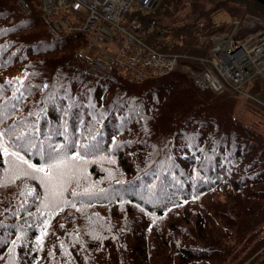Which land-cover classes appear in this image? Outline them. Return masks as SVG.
<instances>
[{
  "label": "trees",
  "instance_id": "trees-1",
  "mask_svg": "<svg viewBox=\"0 0 264 264\" xmlns=\"http://www.w3.org/2000/svg\"><path fill=\"white\" fill-rule=\"evenodd\" d=\"M31 1L0 0V264H264V135L234 91L91 75L86 35L54 39ZM261 9L160 0L139 17L157 18L156 49L202 56L228 27L216 12Z\"/></svg>",
  "mask_w": 264,
  "mask_h": 264
},
{
  "label": "built area",
  "instance_id": "built-area-1",
  "mask_svg": "<svg viewBox=\"0 0 264 264\" xmlns=\"http://www.w3.org/2000/svg\"><path fill=\"white\" fill-rule=\"evenodd\" d=\"M160 0H36L48 32L56 40L77 32L88 37L81 57L95 73L113 66L142 82L168 75L176 70L190 74L200 90L221 93L225 88L242 91L253 80L264 76V31L255 28L257 17L239 22L226 34L215 36L205 56L163 53L148 43L156 32L157 21L128 19L131 12L150 13ZM21 9L31 11L30 0H19Z\"/></svg>",
  "mask_w": 264,
  "mask_h": 264
},
{
  "label": "rangeland",
  "instance_id": "rangeland-1",
  "mask_svg": "<svg viewBox=\"0 0 264 264\" xmlns=\"http://www.w3.org/2000/svg\"><path fill=\"white\" fill-rule=\"evenodd\" d=\"M31 1V0H30ZM38 6V5H37ZM260 17L258 16L262 22L264 23V9L260 10ZM255 16L254 14L246 13L244 16H235L237 18H233L230 13H227L226 11L219 10L216 12L212 19L213 22L216 24V21H222L226 23V21H231V20H245L248 17ZM226 17V18H225ZM262 17V18H261ZM231 19V20H230ZM263 30L264 27L260 26ZM221 32H226V31H221ZM213 36H211V44L205 51V53L202 56H205L210 48L212 47ZM260 79H264V76H260L259 78H256L253 80L252 84L249 86H246L244 89H241L242 91H235L234 93L237 95V102L234 107V116L241 122H243L245 125L249 126L252 130L258 131L262 135H264V99L260 100L255 96V93L257 91V82ZM264 87V86H263ZM224 92V90H223ZM222 92V93H223ZM217 94H220L219 92H216ZM259 104V105H257ZM261 105V106H260Z\"/></svg>",
  "mask_w": 264,
  "mask_h": 264
},
{
  "label": "snow or ice",
  "instance_id": "snow-or-ice-1",
  "mask_svg": "<svg viewBox=\"0 0 264 264\" xmlns=\"http://www.w3.org/2000/svg\"><path fill=\"white\" fill-rule=\"evenodd\" d=\"M4 151L7 152V149H4ZM12 155L18 156L19 154L18 153H12ZM19 159H21L23 161V157H19ZM23 162L24 163H27V161H23ZM59 166H60V163L50 164L49 165V168H58ZM29 167H34V166L29 165ZM34 171H36V172H43V173H45V175H49V173L43 167L34 168Z\"/></svg>",
  "mask_w": 264,
  "mask_h": 264
},
{
  "label": "water",
  "instance_id": "water-1",
  "mask_svg": "<svg viewBox=\"0 0 264 264\" xmlns=\"http://www.w3.org/2000/svg\"><path fill=\"white\" fill-rule=\"evenodd\" d=\"M256 1L264 6V0H256Z\"/></svg>",
  "mask_w": 264,
  "mask_h": 264
},
{
  "label": "crops",
  "instance_id": "crops-1",
  "mask_svg": "<svg viewBox=\"0 0 264 264\" xmlns=\"http://www.w3.org/2000/svg\"><path fill=\"white\" fill-rule=\"evenodd\" d=\"M226 18V17H225Z\"/></svg>",
  "mask_w": 264,
  "mask_h": 264
}]
</instances>
